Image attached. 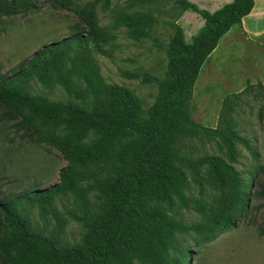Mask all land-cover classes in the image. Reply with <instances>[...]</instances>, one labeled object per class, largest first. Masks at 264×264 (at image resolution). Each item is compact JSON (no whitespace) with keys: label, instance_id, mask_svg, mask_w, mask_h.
Masks as SVG:
<instances>
[{"label":"trees","instance_id":"obj_1","mask_svg":"<svg viewBox=\"0 0 264 264\" xmlns=\"http://www.w3.org/2000/svg\"><path fill=\"white\" fill-rule=\"evenodd\" d=\"M70 10L80 26L72 35L41 49L12 74L0 75V111L4 121L28 140L59 152L66 165L51 187L0 200V257L6 264H190L194 246L209 243L233 229L247 215L254 196L264 197L255 176L242 177L235 165L238 145L249 142L233 118L241 96L255 94L264 103V85L247 83L223 99L217 124L203 127L191 118L190 102L200 70L220 39L252 10L253 0H233L210 13L188 0H172L181 12L192 11L204 25L184 41L174 25L164 77L123 71L127 79L156 84L154 102L144 114L140 99L127 87L108 83L94 54L111 56L116 35L99 24L96 4L48 0ZM157 0H128L144 8ZM38 0H0V18L40 8ZM157 20L149 10L121 12L114 27H124L135 41L149 38ZM32 81L63 89L66 101L29 92ZM194 140L211 143L217 154L196 155ZM195 188L197 196H191ZM215 194L211 201L204 196ZM67 201L65 215L82 230L79 241L62 238L65 218L57 202ZM35 208L42 226L26 209ZM199 216L187 223L178 210ZM56 220L49 228V216ZM192 235L191 241H185Z\"/></svg>","mask_w":264,"mask_h":264},{"label":"rangeland","instance_id":"obj_2","mask_svg":"<svg viewBox=\"0 0 264 264\" xmlns=\"http://www.w3.org/2000/svg\"><path fill=\"white\" fill-rule=\"evenodd\" d=\"M80 5L95 0H75ZM41 5L36 11L13 17L0 18V75L12 74L23 61L44 45L60 41L72 35L80 26L75 15L67 9L54 8L48 0H38ZM128 0H111L107 8L96 4L99 24L116 35L113 43L107 46L111 56L94 54L100 73L108 83L127 87L141 101L144 114L155 100L157 87L153 82L141 79H127L123 71L164 77L167 66V48L174 33L175 24L184 35V41L192 38L202 27V18L188 10L181 12L172 0H157L144 8H127ZM197 7L208 12L216 11L217 6L208 0H196ZM149 10L156 17L151 36L141 41L129 37L124 27H114L113 19L119 13L134 10ZM239 27L234 26L225 36L232 40L227 46H220L203 64L193 88L190 102V115L197 124L214 128L217 124L223 99L240 92L247 83L264 85V54L254 56L244 41L237 37ZM224 36V37H225ZM261 52V51H260ZM256 62V63H255ZM29 92L45 95L51 100L66 101L63 89L56 86L52 90L43 88L32 81ZM233 118L240 135L249 142L250 150L238 145L239 161L235 165L242 177L256 178L254 190L262 183L258 170L264 167V103L255 94L241 96ZM196 155L217 154L211 143L194 140L191 144ZM66 165L55 149L28 140L23 130L14 122L4 121L0 111V200H8L25 191L44 190L58 182L59 173ZM215 194L204 196L211 201ZM191 196L197 191L192 189ZM58 212L65 218V232L62 236L69 243L79 241L82 230L65 215V208H71L67 201L57 202ZM31 221L42 226V220L35 208L26 209ZM178 216L187 223H196L199 216L192 210H178ZM1 218V214H0ZM49 228L56 220L49 216ZM192 235L184 240L191 241ZM190 264H264V197L254 196L250 210L237 226L224 231L212 241L192 248ZM0 264H6L0 257Z\"/></svg>","mask_w":264,"mask_h":264},{"label":"crops","instance_id":"obj_3","mask_svg":"<svg viewBox=\"0 0 264 264\" xmlns=\"http://www.w3.org/2000/svg\"><path fill=\"white\" fill-rule=\"evenodd\" d=\"M188 1L194 3L195 5L197 4L196 0H188ZM208 1H211L212 2L211 5L213 6L215 5L217 6L216 8L219 9L223 5L230 3L233 0H208ZM253 1H254V4H253V7L250 13L247 16H245L239 24H236L234 26L239 27V34L237 37H239L240 39L244 41L243 43L244 48H248L250 52L254 54V56H257V53L264 54V0H253ZM203 25H204V21H203L202 26ZM230 30L227 33H229ZM224 36L220 39L216 49L212 52V54L221 45L227 46V44H229L232 41L230 40L231 38L229 36H225V37Z\"/></svg>","mask_w":264,"mask_h":264}]
</instances>
